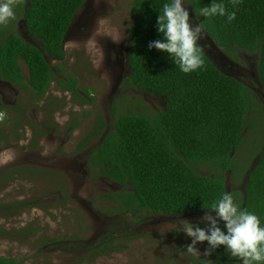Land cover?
<instances>
[{"label":"trees","instance_id":"trees-1","mask_svg":"<svg viewBox=\"0 0 264 264\" xmlns=\"http://www.w3.org/2000/svg\"><path fill=\"white\" fill-rule=\"evenodd\" d=\"M85 1L15 0L14 17L0 27V80L28 90L35 97L32 105L40 102L54 83L75 101L90 103L88 90L79 88L74 77L55 66L63 79L56 77L47 60H63L68 27ZM164 2L133 0L131 4L130 76L124 83L159 98L164 106L153 111L135 98L143 109L134 111L128 105L119 108L116 98L108 112L110 122L100 113L95 115L90 132L79 145L83 150L103 136L101 143L91 150L96 167L93 175L123 187L101 195L112 204L107 215L136 220L144 212L182 215L205 211L203 208L210 207L221 192L228 191L225 173L229 172L231 181L236 179L244 186V193L238 196L240 206L256 213L264 224V134H260L262 146L250 149L257 154L249 167H239L233 162L254 127L255 137L262 133L258 129L264 123V104L243 83L220 73L202 50L203 68L184 74L166 53L147 48L150 41L159 38L155 25ZM224 2L229 11L234 10L230 0ZM188 3L189 14L194 15L193 10L210 4L211 0H188ZM235 10L236 19L231 23L223 17L204 21L206 33L233 60L241 53L256 55L258 84L264 93V0H240ZM24 16L26 31L35 38L37 47L24 41L14 29V18L22 20ZM203 19L200 17V21ZM21 65L27 68V80ZM124 99L130 103L128 97ZM249 110L259 115L251 123L247 117ZM77 125L78 122L72 127ZM1 135L0 130V138ZM202 166L213 168L214 173L201 175ZM230 193L236 201L237 192ZM26 207V203L0 206V213ZM108 251L112 249L104 246L93 255ZM0 264L21 262L0 257ZM211 264H239V261L229 259L221 246L213 252Z\"/></svg>","mask_w":264,"mask_h":264},{"label":"rangeland","instance_id":"rangeland-1","mask_svg":"<svg viewBox=\"0 0 264 264\" xmlns=\"http://www.w3.org/2000/svg\"><path fill=\"white\" fill-rule=\"evenodd\" d=\"M132 2L91 0L93 6L102 8L93 9L94 17L93 13L78 16L77 28L72 29L63 44V60L47 59L52 68L65 70L78 81L79 88L88 90L89 104L77 103L72 95L51 86L49 94L35 104L36 107H30V94L18 89L15 97L18 111L10 105L5 112L11 120L0 125V206L26 203L28 207L0 213V257L15 258L21 264L212 263L213 252L204 255L207 242L197 244L199 253H190L185 247L190 238L179 228L180 219L204 227L203 214L157 223L146 221L138 228L131 226L135 222L132 217L124 216L120 219L126 224L122 223L118 232L130 230L127 233L131 235L108 241L104 246L112 251L93 255L95 251L88 250L106 234L116 231L118 225L117 220L109 225L105 216L112 204L101 198L109 193L111 185L94 177L92 172L86 173V168L74 169L76 163L79 166L84 161V152H87L81 151L78 145L90 132L95 115L100 113L110 122L108 109L112 104H108L109 98L119 99L116 102L119 108L128 105L134 111L143 109L135 98L153 111L159 106L154 100L143 99L135 93H112L117 74L108 66L107 50L109 45L123 44L127 39ZM19 20V17L14 18V27ZM22 70L26 75L27 68L22 66ZM124 97H128L130 103H126ZM257 101L264 104V95L257 97ZM54 104L57 111L46 112ZM15 113L24 116L19 125L13 117ZM256 116L259 117L249 110L248 121L253 122ZM76 122L78 125L73 128ZM258 130L262 133L256 137L255 127L248 134L246 144L243 143L233 160L235 165L247 168L255 159L257 152H250V149L262 146L260 134H264V123ZM34 132H42V135L36 138L37 142L31 143ZM199 172L211 176L214 169L202 166ZM225 179L228 187L236 182V179L231 181L229 172L225 173Z\"/></svg>","mask_w":264,"mask_h":264},{"label":"clouds","instance_id":"clouds-1","mask_svg":"<svg viewBox=\"0 0 264 264\" xmlns=\"http://www.w3.org/2000/svg\"><path fill=\"white\" fill-rule=\"evenodd\" d=\"M230 3L232 11L228 10L224 0H211L210 4L193 10L194 18H190L188 0H166L156 19L159 38L150 41L147 48L166 53L184 74L202 69L204 61L199 41L206 32L204 21L223 17L231 23L236 19L235 9L240 0H230ZM14 7L15 0H0V25L14 17ZM203 209L206 210L201 219L204 227L180 219V232L190 238V243L185 246L188 252L199 253L197 244L207 242L204 255H210L222 246L228 258L239 264H264V224L256 213L242 208L230 192H221L210 207Z\"/></svg>","mask_w":264,"mask_h":264},{"label":"flooded vegetation","instance_id":"flooded-vegetation-1","mask_svg":"<svg viewBox=\"0 0 264 264\" xmlns=\"http://www.w3.org/2000/svg\"><path fill=\"white\" fill-rule=\"evenodd\" d=\"M98 7L102 8L101 6H93L92 3H91V0H86L85 3L83 4V6L78 10V13L74 16V19H73L72 23L70 24V29L68 30V32H67V34L65 36V39L72 32V29L75 30L77 28V26H75L76 25L75 21L76 22L78 21L77 20L78 16L81 17V15H86L87 13H93L94 14L93 17H94L95 16V11L93 9L94 8H98ZM193 17H194V15H190V18H193ZM20 21H21V19L19 20V22ZM19 22L17 23V25L15 27L16 31L19 33V35L22 37V39L24 41H26L27 43L37 47V41L35 40V38H32L31 36H29L28 33H27V35H25L26 34L25 33L26 30L23 28L22 25H18ZM83 27H85V26H83ZM210 41H212V44H210ZM199 44H202V46H203L201 50L204 53H206V55L210 59L213 58V60H215L214 62L216 64H218V67L222 71H224L227 74H229L233 79L243 83L252 92H254V94L257 95V97H260V96L264 95V93L262 91V87H259V84H258V75L256 73V68H255L256 67L257 58H256L255 54L248 55L246 53H243V54L241 53L240 55H238V59L237 60H233V59H231V58H229L227 56V58L230 61H232L234 63V65H235V67L230 68V66H228V65L226 66V65H224L223 63L220 62V60L218 58V50L216 49L217 46L214 43V41L212 40V38H210L206 32H205V35H204L203 39L201 41H199ZM128 46H129V35L127 36V39L125 40V42L123 44H112V45H109V47H108V50H107V60H109V65L108 66L111 67V69L114 70V72L117 74V80L115 81V83L113 85L114 88L112 89V93H114V92L117 93V94L120 93V92L123 93V94L135 93V94H138L139 96H141L143 99L150 98V99L154 100L155 102H157L159 104L158 109L160 110L164 106L162 100H160L157 97H153V96H150L148 94H145V93H140L136 89H133L130 86L124 85V83L126 82L127 78H129V76H130V71H129V67H128ZM112 57H113L114 60H112ZM216 58H218V59H216ZM49 60H57V59L50 58ZM58 61H61V60H58ZM21 67H22V65H21ZM21 72H22V74L24 76V79L27 80V74L25 75L22 69H21ZM51 72L54 75H56V77H60V78L63 79L62 75H60V74L57 75L58 74L57 71L54 68H52V67H51ZM51 86H54L58 91L62 92L61 89H59L55 83H54V85L52 84ZM18 89L25 90V91H27L30 94V97H31L30 98L31 99L30 107H36L34 105L38 104L36 102L34 105H32V103L34 102V98L35 97L33 95H31V93L28 90L21 89L17 85H13L12 83H10V82H8L6 80H0V101L3 104V111L0 112V125H1V123H6V122H9L11 120V118H7V116L5 115V112L7 111V109L9 108L10 105H12V108L17 109L16 106H15V104H16L15 97L18 95ZM50 89H51V87L49 88L47 94L43 97V99L49 94ZM63 93H66V92H63ZM109 99L110 100H109L108 104H112V102H113L112 100L113 99H111V98H109ZM11 101H13L14 103L12 104ZM77 103L81 104V102H77ZM47 105H49V104L47 103ZM57 109L58 108L54 104L52 109H51V107H49L50 111H46V112H51V113H52V111L56 112ZM17 111H18V109H17ZM15 114L17 116L15 115L13 117L15 118V121L18 120L16 122L19 125L20 121H22L21 119H24V116H18L17 113H15ZM2 115H3V118H1ZM0 130H2V129H0ZM14 130H16V126L14 127ZM107 131H108V129H107ZM107 131L105 132V134L107 133ZM41 135H42V132L41 133L34 132L31 143L37 142V139ZM0 139H2V138H0ZM102 139H103V136L99 140L91 142L86 148L81 150V151H87V152H84V156H85L84 161L79 166L76 163V165L74 166L75 170L78 171L79 169L86 168V173L89 172L91 174V172L92 173L94 172L96 167L94 166L95 161L91 160V157H92L91 150H92L93 147L99 145L101 143ZM79 145H80V143H79ZM79 145H78V147H79ZM99 179L100 180H105L107 184L109 183V186L111 185L109 187L111 190H109V189L107 190L109 192L110 191L111 192L118 191V190L123 188L120 185L113 184L112 182H110L107 179H104V178H99ZM227 188H228L227 192H237V194L235 195V199H236L237 203L240 204V200H239L238 196L239 195L241 196L244 193L243 184H239L236 181L234 184H232L230 187H227ZM205 211L188 212V213H185V214H182V215H165V214H151V213L147 214L146 212H144L142 215H146L147 217L146 218H142L141 217V219L137 218L135 220V222L131 226L134 227L136 225L135 228H138L139 226H144L146 224V221H149V222L151 221L152 223H157V222H161V221H167V220H172V219H175V218L188 216V215H191V214H204ZM123 216L124 215H121V216L116 215V216H113V217L105 216L106 219L109 220V225H110L112 220H117L118 228H117L116 231L110 232L109 235L106 234L105 237L100 239V241L95 243L93 246H89L88 250L96 251L99 248L104 247V245L108 241H110L111 239H114V238H117V237H124V236H126V234H127V236L131 235L132 233H127V232H130V230H126L124 232L122 231L121 233L118 232L119 229H122V228H119V227L122 226L123 224H126V223H123V221L119 220ZM109 225L107 224V227H108L107 229H109ZM98 228H100V226H98ZM118 233H119V235H118ZM108 236H111V237L107 238ZM97 238H95V239H97ZM105 238H107V239H105Z\"/></svg>","mask_w":264,"mask_h":264},{"label":"water","instance_id":"water-1","mask_svg":"<svg viewBox=\"0 0 264 264\" xmlns=\"http://www.w3.org/2000/svg\"><path fill=\"white\" fill-rule=\"evenodd\" d=\"M18 25H22L23 28L26 30V27H25V16H24L23 19L19 22ZM69 29H70V26L68 27V30H69ZM67 32H68V31H67ZM25 33H26L25 35H27V31H26ZM66 34H67V33H66ZM64 42H65V40H64ZM210 44H212V41H210ZM199 46H200V48L202 49V47H203L202 44H199ZM216 49L218 50V58H219V60H220L221 63H223V64L226 65V66H227V65L230 66V68L235 67L234 63H233L232 61H230L224 53H222L217 47H216ZM205 55H206V53H205ZM206 57L212 62V64L215 66V68L218 69V70L220 71V73H222L223 75H225V76H227V77L232 78L229 74H227L226 72L222 71V70L218 67V64H216V63L214 62L215 60H213V58L210 59L207 55H206ZM218 58H216V59H218ZM128 67H129V65H128ZM129 71H130V70H129Z\"/></svg>","mask_w":264,"mask_h":264}]
</instances>
